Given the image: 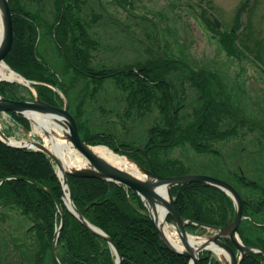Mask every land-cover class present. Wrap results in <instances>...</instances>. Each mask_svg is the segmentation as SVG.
Listing matches in <instances>:
<instances>
[{"label":"trees","instance_id":"obj_1","mask_svg":"<svg viewBox=\"0 0 264 264\" xmlns=\"http://www.w3.org/2000/svg\"><path fill=\"white\" fill-rule=\"evenodd\" d=\"M9 2L14 19V42L5 59L6 64L33 83L41 101L62 107L63 101L55 89L65 94L81 138L88 145L106 146L146 168L148 159L144 150H147L155 171L160 176H181L187 174L182 162L170 155L175 147L187 145L198 154H220L215 151V144L245 137V132L241 133L240 128L247 127L246 131L258 132L256 123L248 124L247 120L240 119L237 113H233L232 107L229 108L226 99L213 98L204 102L203 106L197 104L196 109H192L190 103H185L188 97L186 89L176 91L170 77H167L181 67L178 60H168L159 53L158 57L151 55L150 59L144 58V61L138 60L137 64L125 67L97 65L95 53L103 45L94 30L103 16L94 9L88 11L89 0H64L63 16L62 0ZM247 4L248 0L236 13L231 33L223 34L220 40L226 53L237 59L243 56L239 32L242 31V16L247 10ZM40 45L56 51L64 62L57 63L54 59H49L48 49L45 48V52H42L47 53V61L39 51ZM51 64L58 65L59 72L52 69ZM161 78L167 79V82H159ZM108 80L112 81L108 84L121 93L117 102L123 104L124 101L126 104L124 115H117L119 119L126 117L134 125V115L141 119L155 114L154 110H150L153 104L158 110L156 118L154 117L157 126L148 130L147 137L139 145L134 141L119 140L112 134L92 133L90 121L85 120L84 108L88 100H95L99 93H106ZM149 82H156L155 87ZM197 88L204 89L201 86ZM0 96L9 100L33 98L29 89L7 82H0ZM184 108L191 109L185 115L186 125H182L185 117H182L181 112ZM106 113L108 112L102 109L101 114ZM9 115L18 126L31 130L29 122L23 116L13 113ZM133 125L130 133L133 132ZM262 144L263 142H258L261 148ZM20 177L41 184L62 201L55 165L45 153L11 148L0 140V181L5 180L0 186V215L8 218L10 215L3 211L14 210L16 217H26L37 222L39 225L36 230L46 224L48 233L42 230L39 236L40 247L46 249V256L47 253L50 254L46 238L50 242L53 240L61 215L48 194L18 179ZM236 178L244 193L235 185L232 186L246 201L244 215L252 217L254 221L246 219L241 222L238 234L246 246L256 247L264 252V191H259L260 199L255 194L248 195L247 192L256 191L260 185L250 183L244 174H236ZM68 185L77 210L90 224L112 239L123 257L122 264H190L189 259L172 253L161 242L152 221L146 216L147 208L136 192L113 182L70 176ZM171 191L181 218L198 224L186 227L191 234L204 233L201 224L225 226L227 220L235 215L230 197L213 186L193 183L173 187ZM12 200L18 202L10 204ZM62 207L65 224L57 243V257L61 263L116 264V257L109 244L89 232L64 204ZM167 221L172 223L170 216ZM225 241L230 243L229 239ZM262 263L264 256L256 253L247 254L242 262ZM198 264L222 263L210 252L204 251L199 256Z\"/></svg>","mask_w":264,"mask_h":264},{"label":"rangeland","instance_id":"obj_2","mask_svg":"<svg viewBox=\"0 0 264 264\" xmlns=\"http://www.w3.org/2000/svg\"><path fill=\"white\" fill-rule=\"evenodd\" d=\"M89 1L88 11L94 9L103 16L94 30L103 45L95 53L97 65L125 67L144 61V58L150 59L151 55L158 57L161 53L167 59L181 62V67L169 76L176 91L180 92L179 82L190 70L217 74L225 80L223 82L226 85L231 84L230 97L227 99L229 108L232 107L233 113H237L240 119L256 123L258 132H249L243 127L240 131L245 132V137L215 144L221 155L198 154L187 145L175 147L170 155L182 162L186 175L214 177L235 185L244 193L236 178V174H244L250 183L264 187V136L262 148L257 146L261 134H264V0H248L247 10L242 16V31L239 32L243 56L238 59L226 53L220 40L223 34L231 33L235 15L246 0ZM210 15L219 20L220 28L206 23L205 18ZM46 48L49 59L57 63L64 62L56 51L48 46ZM39 51L48 61L47 53L42 52L43 45H40ZM50 67L59 72L58 65L51 64ZM112 88L114 86L108 84L106 93H99L95 100H88L84 108L85 120L90 121L92 133L112 134L119 140L134 141L139 145L148 132L157 126L154 117L158 110L153 104L155 114L152 116L138 119L134 115V125L126 117L119 119L117 115H124L126 104L124 101L123 104L117 102L121 93ZM196 106L193 102L190 107L196 109ZM102 109L108 113L101 114ZM188 110L191 109L181 112L182 117H185L182 125L187 123L185 115ZM132 125L133 132L130 133ZM0 128L5 132L10 131L12 138L20 141H44L41 134L33 132L32 124V131L26 133L7 115H0ZM261 187L256 188L257 192H245L248 195L255 194L260 199V192L264 191ZM15 212L6 211L10 217L16 216ZM30 225L28 218L20 217V221L10 220L2 227L14 231L15 228L25 229Z\"/></svg>","mask_w":264,"mask_h":264},{"label":"water","instance_id":"obj_3","mask_svg":"<svg viewBox=\"0 0 264 264\" xmlns=\"http://www.w3.org/2000/svg\"><path fill=\"white\" fill-rule=\"evenodd\" d=\"M62 4H63L62 9L64 12L63 0H62ZM0 13L2 16V21L4 26L3 40L0 44V63H5V59L7 55L10 53L14 42V21H13V14L11 11L9 0H0ZM209 22L215 28L221 27V23L214 16H210ZM3 81L11 82L7 80H3ZM25 82L26 84L20 82L17 83L22 84L23 86L30 89L34 94V99L15 101L0 97V114L14 113V114H20L25 118H27L26 113L35 112L41 115H48L53 117L54 122L63 131V138L64 139L66 138L68 142H70L71 145L77 151H79L80 154L83 155V157L87 160V166L84 168L73 169L64 172L61 177L59 172L62 171V165L60 161L57 159V157H55L49 151V149L45 146L44 143L31 140L28 142L31 145L11 144L9 142V138L6 137L1 130H0V140L11 148L31 149V150L43 152L56 164L57 177L62 190V202L64 203L67 210L70 213H72L89 232L105 240L109 244L110 248L113 250L116 256V264H122L123 261V257L118 247L115 245V243L112 241L110 237H108L99 228L90 224L84 218V216L77 210L72 198V193L68 186V176L75 178L97 179L101 181L113 182L119 185H123L136 192L142 198V200L147 204L148 206L147 217L152 221L155 229L157 230L161 242L172 253L177 254L181 257L188 258L190 260V264H198L200 253L204 250L211 251L210 247L212 246H215L223 250L228 255L229 262L227 264H242V261L246 254L261 253L262 255H264V252H261L260 250L254 247H247L237 233L241 222L244 220V215H243L244 201L241 198L240 194L231 184L214 177L203 176V175H182V176H167V177L160 176L157 174V172L154 169L151 158L148 155V151H145V154L148 158V168L141 166L136 162H134L133 160L127 158L130 162H132L138 167L140 171L139 176L133 175L123 169H120L114 166L113 164H111L103 157L93 152L92 148L94 147L87 145L81 139L77 122L73 117V115H71L69 112L68 101H65L64 108H58L49 105L45 102H42L41 99L35 94V91L31 86V82L28 80H25ZM46 133L48 134V132ZM18 179L24 180L34 185L38 189L42 190L43 192L48 194L56 204L58 213L61 215V225L59 229L55 232L54 239L51 245V253L55 262L57 264H61L57 258L56 246L61 230L65 224L62 202L57 199V197L51 192V190L43 187L41 184L29 178L20 177ZM4 181L5 180L0 181V185ZM193 183H205L207 185L216 187L221 191H223L232 199L236 212L234 220L232 221L229 218L226 225L223 227L214 228L208 225L201 224L200 226L203 227L206 231L211 230L215 234L206 237V240L203 244H200L195 247H191L189 245L190 235L186 230L187 225H191L195 223L189 220H183L180 217L176 208L175 199L171 192L172 187L190 185ZM161 187L167 188L168 199L163 198L159 193V189ZM67 197L69 198V202L67 200ZM17 202L18 201L12 200L10 201V204H15ZM158 205H163L167 209V214L172 217V220L177 230V234L185 246L184 251H179L175 249L166 239L162 229L157 225V220L155 219V216L152 212L155 210V208ZM224 238H227L231 241L233 247L237 249V251H239V255L232 246H230L229 244L223 241ZM220 261L222 264H224L222 260Z\"/></svg>","mask_w":264,"mask_h":264},{"label":"bare ground","instance_id":"obj_4","mask_svg":"<svg viewBox=\"0 0 264 264\" xmlns=\"http://www.w3.org/2000/svg\"><path fill=\"white\" fill-rule=\"evenodd\" d=\"M3 33L4 26L0 13V44L3 40ZM0 80L26 84L25 80L21 76L17 75L13 70H11L6 63H0ZM26 116L32 124L33 132L42 135L45 146L60 161L62 165V171H60L59 174L61 177L64 172L73 169L84 168L87 166V160L83 157V155L80 154L79 151H77L70 142L66 141L63 138V131L54 122L53 117L48 115H41L35 112H28L26 113ZM46 132H48V134ZM9 142L15 145H31L27 141H20L15 138L9 139ZM92 150L99 156L109 161L114 166L123 169L133 175H140V171L135 164L130 162L126 157L117 155L109 148L99 146L92 148ZM159 193L163 198L168 199L166 187H161L159 189ZM67 200L69 202L68 197ZM152 213L157 220V225L162 229L169 243L175 249L184 251L185 246L179 238L176 230L173 226L167 223V209L163 205H158ZM205 240L206 237L189 236V245L191 247H195L203 244ZM210 249L220 260L223 261L224 264H227L229 262V257L223 250L215 246L210 247Z\"/></svg>","mask_w":264,"mask_h":264},{"label":"flooded vegetation","instance_id":"obj_5","mask_svg":"<svg viewBox=\"0 0 264 264\" xmlns=\"http://www.w3.org/2000/svg\"><path fill=\"white\" fill-rule=\"evenodd\" d=\"M45 48L46 47L43 46V50H44L43 52H45ZM184 75L185 76L181 75L182 79L180 80L178 86L179 88L182 89L185 88L186 91L188 92L187 94L189 96L187 97L186 102H190V100H192V102H194L195 105L199 104L203 106L204 102L212 100L213 98L227 97L229 99L231 84L228 83L226 85L225 82H223L225 80L219 78L217 74L195 72V73H187ZM146 82L147 81H144V83ZM159 82L165 83L167 82V79L161 78ZM149 83L152 84L153 87H155L156 82H149ZM197 86H201L204 89L200 90L199 88H197ZM154 89L157 90L158 88H154ZM226 92H228L227 96H226ZM189 105L192 106V103H190ZM187 109L188 108H184L182 109V111L185 112ZM150 110H153L152 106ZM214 149L215 151H217L216 148ZM261 188L264 189V187ZM6 211L9 210H5L4 212L6 213ZM263 214H264V207H263ZM246 217L249 219L250 216L247 215ZM3 218L4 217L2 216L0 217V264H54V263L56 264L51 253L52 241L50 242L48 237L46 238V242L49 244L50 254L47 253V255L45 256L44 254L46 253V249L43 250L40 247V239H39L40 232L44 230L45 233H48L46 230L47 227L46 224L42 225L41 229L36 230L39 224L35 221L34 222L31 221V225L25 229L15 228L14 231H9L4 227H2V225L6 224V222L10 220L13 222L20 221V216L18 217L13 216L4 219ZM34 228L35 230L32 231V229ZM205 234L206 233L204 232L201 234L198 233L197 235H205ZM211 235H213V233L208 234V236ZM223 241L232 246V244L228 243L227 241L225 240ZM237 254L239 255V253Z\"/></svg>","mask_w":264,"mask_h":264}]
</instances>
